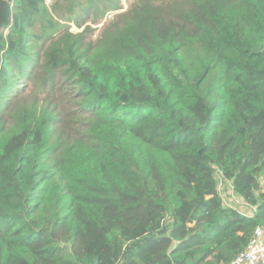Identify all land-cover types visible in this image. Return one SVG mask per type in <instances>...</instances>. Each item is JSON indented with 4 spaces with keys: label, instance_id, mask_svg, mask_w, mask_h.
I'll use <instances>...</instances> for the list:
<instances>
[{
    "label": "trees",
    "instance_id": "obj_1",
    "mask_svg": "<svg viewBox=\"0 0 264 264\" xmlns=\"http://www.w3.org/2000/svg\"><path fill=\"white\" fill-rule=\"evenodd\" d=\"M52 7L0 0V264H230L264 224V0H135L96 40L63 24L115 0Z\"/></svg>",
    "mask_w": 264,
    "mask_h": 264
},
{
    "label": "built area",
    "instance_id": "obj_2",
    "mask_svg": "<svg viewBox=\"0 0 264 264\" xmlns=\"http://www.w3.org/2000/svg\"><path fill=\"white\" fill-rule=\"evenodd\" d=\"M216 177L218 191L223 197L225 205L236 208L231 200L237 202L239 195L235 192L233 182L225 177L220 170H217ZM261 184L264 186V174L261 176ZM230 264H264V224L255 228L246 248Z\"/></svg>",
    "mask_w": 264,
    "mask_h": 264
},
{
    "label": "rangeland",
    "instance_id": "obj_3",
    "mask_svg": "<svg viewBox=\"0 0 264 264\" xmlns=\"http://www.w3.org/2000/svg\"><path fill=\"white\" fill-rule=\"evenodd\" d=\"M134 1L135 0H115L116 6L121 7V8L120 9L111 10V11H107L104 14V18L102 19V21H100L98 23H93V21L90 20L89 22L85 23V25H83L81 27H78L76 25V23H74L72 21V22H69V25H66V24H63V25L68 26L69 32H71L73 34L81 33L83 31V29L87 25L91 26L93 28V30L89 33L88 38L96 40L98 38L102 28L104 27L105 23L113 21L118 14H120L123 11H125L126 9H128L129 6L131 5V3H133ZM46 4L51 9V12H54L53 7H52L53 4H54V0H46ZM61 22H63V21H61ZM48 44L49 43H47V45ZM22 84L23 85L25 84L23 80H17L16 85L18 87H21ZM27 84L28 85H26L25 88H27V86H29L28 88H31L34 85V83L32 81H30ZM31 94H33V91H31ZM38 98H39V100H43L45 98V94H39Z\"/></svg>",
    "mask_w": 264,
    "mask_h": 264
},
{
    "label": "crops",
    "instance_id": "obj_4",
    "mask_svg": "<svg viewBox=\"0 0 264 264\" xmlns=\"http://www.w3.org/2000/svg\"><path fill=\"white\" fill-rule=\"evenodd\" d=\"M231 202L236 206V208L239 209V211L247 216H253L256 214L257 206L256 205H250L249 202H247L243 197L238 196V201Z\"/></svg>",
    "mask_w": 264,
    "mask_h": 264
}]
</instances>
